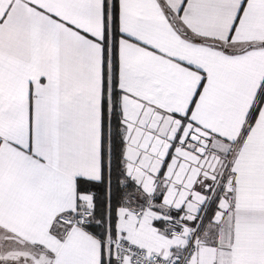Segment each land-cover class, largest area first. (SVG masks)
Wrapping results in <instances>:
<instances>
[{"label": "snow or ice", "instance_id": "1", "mask_svg": "<svg viewBox=\"0 0 264 264\" xmlns=\"http://www.w3.org/2000/svg\"><path fill=\"white\" fill-rule=\"evenodd\" d=\"M0 264H264V0H0Z\"/></svg>", "mask_w": 264, "mask_h": 264}]
</instances>
